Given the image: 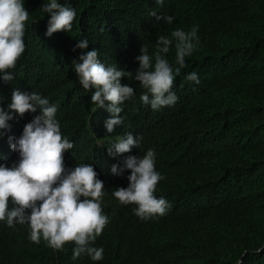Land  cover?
I'll use <instances>...</instances> for the list:
<instances>
[{"label":"trees","instance_id":"obj_1","mask_svg":"<svg viewBox=\"0 0 264 264\" xmlns=\"http://www.w3.org/2000/svg\"><path fill=\"white\" fill-rule=\"evenodd\" d=\"M41 1L33 4V17ZM58 3L76 10L72 30L51 37L44 28L28 30L34 41L28 43L32 55L25 59L31 63L19 67L27 83L13 70L9 88L40 93L46 66L66 77L40 94L56 103V119L62 135L74 144L75 161L92 163L100 172L111 165L108 151L99 145L106 137L103 112L91 105L94 89L89 99L80 89L73 61L97 49L106 66L119 57L131 67L143 44L172 29L193 26H198V43L185 64L189 72L203 73L207 83L192 93L182 91L179 103L197 107L204 98H213L212 108L235 114L226 126L232 146L220 138L186 139L190 152L168 163L151 126L141 121L133 131L156 152L155 163L164 177L159 197L170 204L166 213L146 222L130 212L112 215L97 242L104 249L97 263L82 255L73 259L74 244L60 250L47 242L46 247L35 245L23 224L0 226V264H264V0H170L161 13L174 17L171 25L151 17L152 8L144 0ZM83 39L89 42L86 50L76 47ZM34 67L39 78L31 71ZM179 110L174 120L180 118ZM125 111L129 118L149 116L134 100L125 104ZM173 119L161 125L174 128ZM106 179L114 184L110 175Z\"/></svg>","mask_w":264,"mask_h":264},{"label":"clouds","instance_id":"obj_2","mask_svg":"<svg viewBox=\"0 0 264 264\" xmlns=\"http://www.w3.org/2000/svg\"><path fill=\"white\" fill-rule=\"evenodd\" d=\"M144 1L152 8L151 17L173 23L174 17L161 13L170 0ZM35 2L0 0V226L23 224L35 245L46 247L47 242L60 250L74 244L73 259L82 255L97 263L104 258V249L97 242L112 215L130 212L146 222L163 216L170 207L159 197L164 177L155 163L156 152L142 143L133 128L141 121L148 123L164 161L172 163L190 152L186 139L205 142L220 138L231 147L226 126L232 125L229 117L235 114L212 108L213 98H204L197 107L179 103L182 91L192 93L207 83L203 73L189 72L185 64L197 47L198 26L172 29L155 42L143 44L131 67L119 57L116 64L106 66L98 59L97 49L85 51L72 65L88 99L94 89L93 109L103 112L106 137L99 145L108 151L111 165L100 172L92 163L75 161L74 144L62 135L56 119V103L40 94L66 77L46 66L40 93L9 88L15 78L12 71L24 81L20 64L31 63L25 58L32 55L27 48L34 40L27 31L44 28L47 37L68 33L76 18V10L58 0H42L33 17ZM88 46L87 39L76 45L81 50ZM31 71L40 77L38 67ZM129 100L149 116L129 118L125 111ZM74 108L82 106L74 104ZM178 108L180 118L174 120ZM168 118L173 119L174 128L161 125ZM124 123L128 130L122 131ZM107 175L114 178L113 185Z\"/></svg>","mask_w":264,"mask_h":264},{"label":"bare ground","instance_id":"obj_3","mask_svg":"<svg viewBox=\"0 0 264 264\" xmlns=\"http://www.w3.org/2000/svg\"><path fill=\"white\" fill-rule=\"evenodd\" d=\"M217 11H219V10H217Z\"/></svg>","mask_w":264,"mask_h":264}]
</instances>
